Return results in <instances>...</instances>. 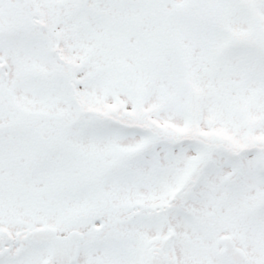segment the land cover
Masks as SVG:
<instances>
[{"label": "snow or ice", "instance_id": "snow-or-ice-1", "mask_svg": "<svg viewBox=\"0 0 264 264\" xmlns=\"http://www.w3.org/2000/svg\"><path fill=\"white\" fill-rule=\"evenodd\" d=\"M0 264H264V0H0Z\"/></svg>", "mask_w": 264, "mask_h": 264}]
</instances>
